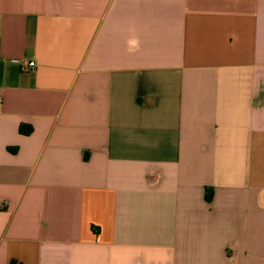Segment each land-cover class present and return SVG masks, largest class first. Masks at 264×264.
<instances>
[{"label": "crops", "instance_id": "obj_1", "mask_svg": "<svg viewBox=\"0 0 264 264\" xmlns=\"http://www.w3.org/2000/svg\"><path fill=\"white\" fill-rule=\"evenodd\" d=\"M0 97V264H264V0H0Z\"/></svg>", "mask_w": 264, "mask_h": 264}, {"label": "built area", "instance_id": "obj_2", "mask_svg": "<svg viewBox=\"0 0 264 264\" xmlns=\"http://www.w3.org/2000/svg\"><path fill=\"white\" fill-rule=\"evenodd\" d=\"M12 62L18 65L22 71H30L35 66L34 62H26L24 60H19V59H13ZM1 102H2V98L0 97V104Z\"/></svg>", "mask_w": 264, "mask_h": 264}, {"label": "trees", "instance_id": "obj_3", "mask_svg": "<svg viewBox=\"0 0 264 264\" xmlns=\"http://www.w3.org/2000/svg\"><path fill=\"white\" fill-rule=\"evenodd\" d=\"M19 131L21 134L26 135V134L30 133L31 129H30V127H20ZM205 198L207 201H210L212 199V190H210V189L206 190Z\"/></svg>", "mask_w": 264, "mask_h": 264}]
</instances>
